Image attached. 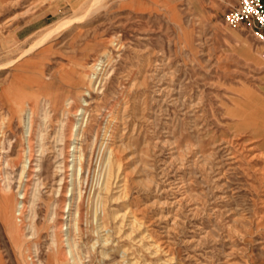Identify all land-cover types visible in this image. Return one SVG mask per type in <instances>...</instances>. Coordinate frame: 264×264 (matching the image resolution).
Instances as JSON below:
<instances>
[{"label": "rangeland", "instance_id": "1", "mask_svg": "<svg viewBox=\"0 0 264 264\" xmlns=\"http://www.w3.org/2000/svg\"><path fill=\"white\" fill-rule=\"evenodd\" d=\"M231 3L0 0V264H264V45Z\"/></svg>", "mask_w": 264, "mask_h": 264}, {"label": "built area", "instance_id": "2", "mask_svg": "<svg viewBox=\"0 0 264 264\" xmlns=\"http://www.w3.org/2000/svg\"><path fill=\"white\" fill-rule=\"evenodd\" d=\"M223 21L246 28L264 45V0H232Z\"/></svg>", "mask_w": 264, "mask_h": 264}, {"label": "bare ground", "instance_id": "3", "mask_svg": "<svg viewBox=\"0 0 264 264\" xmlns=\"http://www.w3.org/2000/svg\"><path fill=\"white\" fill-rule=\"evenodd\" d=\"M64 23V22H63ZM53 29H51V31H52ZM50 31V32H51ZM48 34V33H47ZM42 38V37H41ZM44 39V38H43ZM37 44V43H36ZM34 46V45H33ZM26 51V50H25ZM13 61V60H12ZM11 61V62H12ZM81 114H82V117L80 118L81 120L83 119V117H84V114H85V111L83 110L82 112H81ZM27 123H28V125H29V129H30V123H29V120L27 119ZM79 128V127H78ZM73 130V129H72ZM62 133V132H61ZM78 134H79V132L78 131H76L75 133L73 132L72 133V138L71 139H76V137L78 136ZM60 136V135H59ZM78 140V139H77ZM66 145V144H65ZM64 145V146H65ZM73 149H74V152H73V167H72V170H73V172H72V174H71V176H73V179H72V185H74V181H75V175H76V172H78V167H77V161L79 160V155L78 154H76V152H78L77 151V145H74V147H73ZM30 152V151H29ZM29 152H27L25 155H27V157H26V160L28 161V171H30V172H33V173H35L36 172V169L34 168V166H36V165H34L32 162V158H31V155H30V153ZM113 151L112 150H110L109 149V154H108V157L106 158V161H107V163L109 164V167H108V165H107V178H106V180L102 183L103 185H104V189H107L108 188V185H107V182L109 181V175H110V170H111V167H114L115 165H117V159H114V157H113V153H112ZM60 153V152H59ZM103 159H104V157H103ZM35 163V162H34ZM24 167L25 166H23V169L22 170H24ZM59 167V166H58ZM66 167V166H65ZM61 168H62V166H61ZM113 169V168H112ZM59 170V169H58ZM62 171V170H61ZM77 174H79V173H77ZM62 181V178H61V180H60V182ZM62 189H64L63 187H60L59 189H56L57 191H60V190H62ZM73 190H75V187L73 186V188H72ZM74 194V193H73ZM75 195V194H74ZM34 196V195H33ZM21 209L23 210L24 209V207L26 206L25 205V203H23V202H21ZM26 209V208H25ZM67 237H68V240H67V243H68V248H69V250H70V254H72V259H73V261H75V262H77V258H76V255H75V253H74V250H73V246H72V244H71V242H70V239H69V236L67 235ZM67 239V238H66Z\"/></svg>", "mask_w": 264, "mask_h": 264}]
</instances>
